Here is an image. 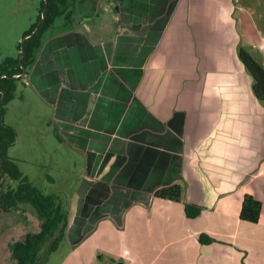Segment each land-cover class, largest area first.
<instances>
[{"label":"crops","instance_id":"0c3cea01","mask_svg":"<svg viewBox=\"0 0 264 264\" xmlns=\"http://www.w3.org/2000/svg\"><path fill=\"white\" fill-rule=\"evenodd\" d=\"M89 1L44 35L23 91L83 164L63 261L123 233L110 264H264V109L238 58L264 62V0ZM173 185L179 201L154 197ZM245 196L256 224L239 219Z\"/></svg>","mask_w":264,"mask_h":264},{"label":"rangeland","instance_id":"374dc122","mask_svg":"<svg viewBox=\"0 0 264 264\" xmlns=\"http://www.w3.org/2000/svg\"><path fill=\"white\" fill-rule=\"evenodd\" d=\"M40 1L0 0V63L6 58H16L18 44L36 21ZM89 3L88 0L82 10L76 6L77 20L82 15L89 14ZM98 4L100 6V0H96V5ZM60 20L57 19V23H60ZM17 88L16 98L5 107L3 116L4 124L11 127L16 134L7 155L28 183L43 195H61L62 199H70L77 193L73 192L74 187L82 181L83 164L75 158L71 149L58 145L53 129L44 125L46 118L42 117L44 114L38 103L29 99L28 90L26 97L24 96L25 86L19 84ZM20 96H24V99ZM74 163L78 166L74 167ZM16 185L17 183L7 176H0V194L14 189ZM8 225H12L9 230ZM39 226L40 223L29 205L10 208L8 211L0 209V264H15L11 259L10 245L22 241L27 233L39 232ZM126 241L123 233H109V237L95 235L64 261L67 247H60L48 254L49 241L41 248L37 264H110L107 255L102 254L104 247L118 248ZM95 250L98 251V257L91 260L90 256Z\"/></svg>","mask_w":264,"mask_h":264},{"label":"trees","instance_id":"16d2710c","mask_svg":"<svg viewBox=\"0 0 264 264\" xmlns=\"http://www.w3.org/2000/svg\"><path fill=\"white\" fill-rule=\"evenodd\" d=\"M75 0H41L38 16L30 29L23 36L31 33L36 24L41 21L37 32L24 42V55L22 65L30 68L35 60L44 35L54 27L57 19H61V31L68 30L70 18L74 14ZM238 58L244 65L247 74L252 79V93L262 104L264 109V66L256 62L246 51L239 49ZM21 72L18 59H6L0 64V74H6L7 79L0 81V176H7L17 183L14 189H9L0 194V209L8 211L20 204L29 205L36 218L40 221V231L34 234L28 233L22 241L10 245L11 259L15 264H37L38 254L44 244L50 241L47 248L48 254L55 252L64 238L67 227L66 212L62 197L58 195L45 196L28 183L26 177L17 169V166L9 159L7 151L15 141V131L3 122L5 106L13 99L16 89L15 80L10 77ZM180 187L173 185L154 192V197L169 201H179ZM261 211V203L251 196H245L241 205L239 219L250 224H256ZM186 216L194 217L197 210L188 205L185 206Z\"/></svg>","mask_w":264,"mask_h":264},{"label":"flooded vegetation","instance_id":"af4514ba","mask_svg":"<svg viewBox=\"0 0 264 264\" xmlns=\"http://www.w3.org/2000/svg\"><path fill=\"white\" fill-rule=\"evenodd\" d=\"M44 1H45V0H44ZM38 11H39V9H38ZM37 16H38V15H37ZM70 19H71V18H70ZM42 20H43V11L41 12V21H42ZM41 21L38 22V23L36 24L35 28H36L37 26H38V28H39V25H40ZM60 22H61V21H60ZM33 24H34V23H33ZM35 28L33 29V31L35 30ZM37 30H38V29H37ZM33 31H32V32H33ZM32 32H31V33H32ZM36 32H37V31H36ZM36 32H35V33H36ZM31 33H29V34H31ZM35 33H34V34H35ZM29 34H27V35H29ZM34 34H33V35H34ZM27 35H25V36H27ZM33 35H32V36H33ZM25 36H23V37H25ZM30 37H31V36H30ZM30 37H29V38H30ZM27 39H28V38H27ZM24 42H25V41H24ZM23 45H24V43H23ZM23 48H24V47H23ZM17 50H18V54H17L16 58L18 59V63H19V66H20V68H21V72L18 73V74H14V75H12V76L10 77L11 79L15 80V84H16V89H15L14 95H15V93H16V90H17V87H18L19 84L24 85V86H27V74H28V70H29V68L26 69V68H24L23 65H22V59H23V57H22V59H21V62H19V57H20V43H19L18 46H17ZM23 55H24V53H23ZM16 58H15V59H16ZM6 59H11V58H6ZM6 59H4V60H6ZM4 60H3V61H4ZM3 61H2V62H3ZM2 62H1V63H2ZM1 63H0V64H1ZM23 69H24V75L22 76ZM7 78H8V77L6 76V74H0V81H1L2 79H7ZM13 99H14V97H13ZM13 99H12V100H13ZM12 100H11V101H12ZM11 101H10V102H11ZM10 102H9V103H10ZM9 103H8V104H9ZM8 104H7V105H8ZM7 105H6V106H7ZM6 106H5V107H6ZM22 175H23V174H22ZM15 187H16V186H15ZM21 205L28 206L27 204H20V205H18V206H21ZM18 206H17V207H18ZM33 212H34V211H33ZM34 214H35V213H34ZM37 220H38V219H37ZM38 221H39V220H38ZM39 223H40V221H39ZM39 227H40V226H39ZM39 231H40V230H39ZM27 234H28V233H27ZM31 234H34V233H31Z\"/></svg>","mask_w":264,"mask_h":264},{"label":"water","instance_id":"95a60500","mask_svg":"<svg viewBox=\"0 0 264 264\" xmlns=\"http://www.w3.org/2000/svg\"><path fill=\"white\" fill-rule=\"evenodd\" d=\"M37 29H38V26L35 28V30H34L31 34H29V35L23 37L22 40L20 41V57H19V62H21V59H22V57H23V53H24V48H23V43H24V41H25L27 38H29L30 36H32V35L37 31ZM23 75H24V69H23V72H22V76H23Z\"/></svg>","mask_w":264,"mask_h":264},{"label":"built area","instance_id":"2783aa9c","mask_svg":"<svg viewBox=\"0 0 264 264\" xmlns=\"http://www.w3.org/2000/svg\"><path fill=\"white\" fill-rule=\"evenodd\" d=\"M255 49L260 52L264 57V38H262L255 46ZM262 66H264V62L262 63Z\"/></svg>","mask_w":264,"mask_h":264}]
</instances>
